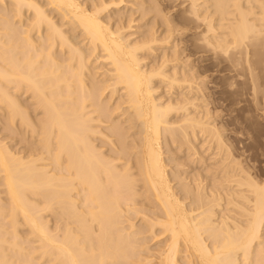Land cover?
<instances>
[{"label": "bare ground", "instance_id": "6f19581e", "mask_svg": "<svg viewBox=\"0 0 264 264\" xmlns=\"http://www.w3.org/2000/svg\"><path fill=\"white\" fill-rule=\"evenodd\" d=\"M148 1L0 0V113L24 145L0 137V264H264V179L215 124L202 64L183 69L194 48L264 101V0H166L192 49ZM149 11L163 30L135 35ZM171 144L206 174L170 169Z\"/></svg>", "mask_w": 264, "mask_h": 264}, {"label": "rangeland", "instance_id": "374dc122", "mask_svg": "<svg viewBox=\"0 0 264 264\" xmlns=\"http://www.w3.org/2000/svg\"><path fill=\"white\" fill-rule=\"evenodd\" d=\"M131 1H134V0H131ZM142 1L144 2V0H142ZM156 1H158L159 3L162 4V5L160 4V6H159V7H161L160 9L163 10L162 11V15L163 14H165L167 16L171 15L170 16V17H172L171 19H174V20H175V18H178L177 17L178 16L177 14H179V12H178L179 10H177V7L176 6H174V8L172 7L173 6L172 5V2L167 1V2H169V3H167L166 0H163V3L160 2L162 0H156ZM148 2H149L148 0H145L144 4H145V6L148 4L147 6L150 7V5H149L150 3H148ZM168 6L170 8L172 7L174 10L173 9H170ZM164 8H165V10H164ZM137 13H135V14H137L138 17L136 15H134V18L136 17L135 20H138V19L139 20L136 21L135 23L132 22L133 23V27H134V25L136 26V27H134V29L137 30V27L138 28L141 27L142 24L145 21H146V23L143 24V26H144L143 29H142V27L138 29L139 32L142 30L140 32V34H136V33H138V31L136 32L134 30L136 32L135 35H138L139 36V35H142V33H145L147 31V23L148 22H150L151 24H153L152 22L155 21L154 28L157 26V24L159 22H161L160 21L161 19L159 20V16L157 17L153 11H149L147 13L148 15L146 14L144 16H140L141 14L139 12H137ZM166 13H169V15L166 14ZM175 13H176V17H174L175 16ZM141 17H143V18H141ZM149 17H151V18H149ZM156 19H157L158 23H157ZM178 19H176L177 21L175 20V22H176V23L174 22L175 25H177V27H178V25H180V26L182 24H184V25H182L181 27L180 26L178 27V29H177L178 32L176 30L174 32L173 37L175 36L174 38L176 40L178 39V37H180L178 39V41H179V40H181V38H182V36L184 34L182 40L184 39L186 41L187 38H188V41H186L187 43L184 40H183L184 41L183 43H185V45L188 44L187 45L188 46L187 48L189 49V48H191L190 46H191L192 41H193L192 40L193 39L192 37L194 35L193 34L194 33L193 28L191 29L192 23H189V21H184V20H182L183 22H181V19H179V24H177L178 23ZM141 20H142V22H141ZM184 22H186V23H184ZM160 25L161 24H158V26L156 28L159 27L158 30L159 31H162L163 28H164V25H161L162 28H161ZM187 25H189L188 26L189 29L186 28ZM182 27H183L184 33L181 30ZM184 28H186V30ZM144 29H145V31H144ZM190 29L192 31H190ZM177 33H179L181 35H179ZM176 35H179V36H176ZM185 35H187L189 37H187ZM190 41H191V44L188 43ZM170 44H171V42L169 43V46H170ZM181 44L182 43H180L179 46H181ZM169 46L165 47V49L168 48ZM188 49H186V51L187 52H190L192 48L190 49V51ZM192 51L195 52L196 49L194 50V48H193ZM192 51H191L190 54L184 53V55L188 54L189 55V58H191V59L186 60L187 61V64L185 66L182 64L181 67L184 66L183 69H185L187 67L189 61L191 62V60L192 61L195 60V64L199 61L198 64H196V65H200V64L203 65V66L200 65L201 66L202 73H201V77L198 78L197 82L202 81V84H203L202 86H204L203 88L206 89V90H202L204 92L203 93L204 98L206 99L205 103L208 100L207 103H209V104H207V105H208V108L211 111L212 118L213 119L215 118L214 119L215 124L217 125V127L220 126L218 128H220L222 130L221 131L222 134H224V135L227 136V137L224 136V138H226V140L232 145L231 146L232 147L231 149H232L233 154L236 155L235 157H238L239 156L238 157V160L240 162L242 161V164L243 165L244 164H246V165L249 164L250 165V163H251L250 166H252V165L256 166V167H253L252 166V168H254L255 171H253V169L251 171L254 172V173H258L259 172V174H257V176L259 175L258 177L264 179V109H262V107H264V106H262V105H264V101H261V100H258V99H257V101L255 99L253 100V97L254 96L252 95V93H250L251 92L250 89H249L250 87H248L249 85L246 83V81H244V80H246V78L244 76H242V78L244 77L245 79L240 80L241 79V76H237L236 75L237 76L236 77L235 76V73L236 72L235 71L233 72V70L230 69V64L229 63H227L226 61H223V60L221 61V59H219V61H218V59H216L215 62H214V59L208 60V59H205L204 57L203 58L202 57L200 58V55L198 54L199 52H196L197 53L196 54L194 52L192 53ZM191 54H195V55H191ZM197 56H199V57H197ZM194 57L196 59H194ZM200 59H205V62H204V60H201V62H200ZM208 61H209V64L207 63ZM203 62L205 63V65L206 64L207 65L205 66ZM210 63H212L213 66ZM215 65H218V66H215ZM226 65H228V66H226ZM223 66H224L225 70H224V68H222ZM225 66L227 68L229 67L228 70H227V68ZM202 67H204V68L202 69ZM215 67H217L216 68L217 70L215 69ZM197 68H198V66H197ZM212 68L215 69V70H213ZM229 69L231 71H229ZM201 70H200V72H201ZM232 72L234 73V75H233ZM230 75H231V78L229 77ZM232 75H233V77H232ZM232 78L234 79L235 84L233 83V79ZM199 79H201V80H199ZM202 79L205 80V81H203ZM242 81H244V82H242ZM231 82H232V84H230ZM241 82H242V84H241ZM243 83L247 84L248 86L245 85V84L243 85ZM205 85H206L207 88L205 87ZM161 87H162V91H163V93H161V94L164 95L165 94L164 93L165 92L164 90H165V88L168 89V87H166V86H161ZM166 94H165V97H167L169 95V94L168 95H166ZM206 95L208 96V98H207ZM260 95L262 96L261 93H259V97H260ZM22 98L25 99V100H27V102H30V98H28L26 96H23ZM260 98L262 99V97H260ZM0 116H1L0 120L2 119L0 121V137H1L3 135V133L5 132V130L3 128L4 125H2L4 123V121H3V117L1 115V113H0ZM6 133H4L5 135L2 136V139H4V137H6L5 140H8L10 138L7 139V134ZM130 137L131 136H129V138ZM228 137L230 138V140H228L229 139ZM131 138L129 139L130 141H131ZM99 141H100V139H98V142ZM231 141H232V143H231ZM7 142L9 144H11L12 147H14L13 145H15V147H17L16 149H19V150H21V148H20L21 146L22 147L24 146V145H21V142L19 143L18 140L14 141V142L13 141H10L11 143L8 140ZM16 142H18V144ZM98 142H96V143H98ZM107 143L109 144V142H107ZM22 144H23V142H22ZM199 145H200V143H199ZM172 146L170 148H173V150L174 151H177V152H169L167 146H163V151L164 152L167 151L166 154H168V155L164 154L166 156V157L164 156V158L167 159V156L170 155L168 157L170 159V160L168 159L170 162L167 161L168 162V165H170V166H168L169 168L172 167V169L174 168V170H176V167L178 166L177 163H181L180 167L181 166H183V167H181V169H179L180 167H178V170H180L179 173L181 172L183 176H184L185 173L186 174L188 173L187 174V176H188V175L193 174V172L195 173L197 171H201L202 173H205L206 174V172L204 171L205 170V168H204L205 164H201V162H195V161L193 163H191V162L188 163L190 161V157H192V156H189V159H188L187 158L188 157V152L186 150H183V149L181 150V149H178L177 147H175V149H174V145H172ZM105 147L106 148H104V146H103V149L104 150H107L108 149L107 148V145H105ZM181 151H185V152H181ZM203 152H204L203 154L206 157L209 156V154H210L208 151H206V153H205V151H203ZM170 153H172V154L174 153L175 155L173 154V157H171L172 154H170ZM177 157H178V160L180 162L178 160H176ZM210 157H211V154H210L209 158L207 157L208 158L206 160V162L208 161L207 163H209V162L211 163ZM171 159H174V160H171ZM183 160H184L185 163L183 162ZM186 161H188V162H186ZM198 163H200V164H198ZM175 164H177V165H175ZM184 164H187V165H184ZM188 164L189 165L191 164V165L189 166ZM182 170H184L185 172L182 171ZM256 171H258V172H256ZM183 172H184V174H183ZM186 174H185V176H186ZM207 176L208 177H206V180H209L212 183L213 180H211L212 177H211L210 173ZM258 177H257L258 180H262V179H260ZM209 181L208 182L206 181V182L211 185V183ZM262 181H264V180H262Z\"/></svg>", "mask_w": 264, "mask_h": 264}]
</instances>
